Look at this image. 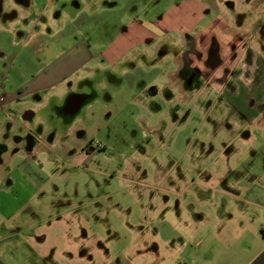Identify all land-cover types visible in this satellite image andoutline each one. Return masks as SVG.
Returning <instances> with one entry per match:
<instances>
[{
    "label": "rangeland",
    "instance_id": "obj_1",
    "mask_svg": "<svg viewBox=\"0 0 264 264\" xmlns=\"http://www.w3.org/2000/svg\"><path fill=\"white\" fill-rule=\"evenodd\" d=\"M177 1L140 0L133 10H129L131 6L122 8L128 17L154 19L167 14ZM120 2L0 0V41L6 45L2 33L17 36L24 31L19 37L22 42L38 22L36 28L44 26L52 36L40 59L67 54L81 41L99 51L119 33L120 12L110 15L107 11L112 5L120 8ZM217 3L218 15L231 22L223 25L220 18L219 29L224 33L218 31L216 44L211 45L212 37L207 35L202 39L208 52L215 49L220 56L219 63L207 61L205 67L221 68L229 75L243 62L250 64L255 81L240 91H221L222 85L217 89L223 76L205 82L203 90H194L195 83L190 91L178 89L175 77H169L171 84L165 86L166 77L157 81L158 95L145 98L136 90L141 87H131L129 80L123 84L120 78H105L102 71L93 78L94 107L90 113L89 105L85 107L74 125L57 109H64L65 97L58 105L53 100L40 105L35 99H26L35 115L28 121L18 110L10 109L6 119L10 122L0 139V264L9 260L15 248L19 250L20 245H13L20 237L21 247L26 243L33 255V250L57 251V240L64 236V230L54 225L58 221L84 226L91 239L110 238L107 234L112 231L113 238L123 237L130 244L139 235L143 240L138 241L145 247L154 239L157 195L164 193L163 187H173L179 178L205 181L212 176V181L219 182L224 169L237 168L251 151H264V0ZM136 7L138 14L134 13ZM75 17L77 25L72 26ZM7 23L16 26H3ZM173 37L176 40L180 34L175 32ZM170 50L164 64V69H170L166 76L177 71L175 58L185 55L177 44ZM89 90L86 86L82 91ZM242 106L247 115L239 109ZM82 131L87 134L80 139ZM51 137L55 140L49 143ZM170 196L172 199V193ZM171 211L166 208L165 215L171 217Z\"/></svg>",
    "mask_w": 264,
    "mask_h": 264
},
{
    "label": "crops",
    "instance_id": "obj_2",
    "mask_svg": "<svg viewBox=\"0 0 264 264\" xmlns=\"http://www.w3.org/2000/svg\"><path fill=\"white\" fill-rule=\"evenodd\" d=\"M139 1L121 0L120 8L113 5L108 8L110 15L120 12L119 33L98 48L99 51L81 41L76 42L73 51L67 54L40 59L46 51V40L50 41L52 37L44 26L36 28V22L22 42L19 37L24 31H18V37L9 31L2 33L6 36V45L0 41V116L4 118L0 119V139L10 122L6 119L10 118L11 108L18 110L24 121L35 116L27 107L25 100L28 98L35 99L40 105L45 100H53L58 105L63 97L67 98L64 109L63 106L57 109L63 111L65 118L71 119L74 125V119L85 107L89 105L88 113L94 107L97 97L93 78H98L97 74L102 71L105 78L110 76L114 81L120 78L123 84L124 80H129L131 87H141L136 90L145 98L158 95L160 85L157 81L163 82L166 77L165 86L171 84L169 77H175L178 89L190 91L195 83L198 87L194 90H203L205 82L223 76L217 89L222 85L221 91L230 90L231 94L254 80L256 75L248 63L243 62L229 75L221 68L205 67L209 58L214 63L220 61V56L217 54L214 58L201 41L207 35L212 37L211 45L219 42L218 31L221 35L224 31L219 29L218 23L223 22L218 15L220 5L217 2L226 3V0H179L167 14L154 19L142 15L128 17L122 6L126 9L131 6L129 10H133ZM227 4L231 6L230 2ZM138 12L136 7L134 13ZM75 19H71L70 25H77ZM222 20L223 25L231 22ZM0 23L3 24L1 20ZM3 26L16 25L7 23ZM175 32L180 34L176 40L173 39ZM189 42L192 50L187 59L175 58L177 71L166 76L170 69H164V64L172 52L170 47L177 44L186 51ZM27 48L29 50L25 52ZM195 54L200 55L199 58ZM77 85L81 87L77 88ZM86 86L90 90L82 91ZM239 109L247 115L243 106ZM254 119L251 114V120ZM86 134L82 131L80 139ZM246 137L247 140L251 138ZM34 138L37 137L34 135ZM53 140L55 138H49V143ZM221 176L219 182L212 181V176L205 181L179 178L174 180L173 187H163L164 193L157 195L159 210L155 217L154 239L145 247L140 243L143 239L137 238L139 235H135L130 244L125 243L123 237L113 238L112 231L107 234L110 238L95 236L91 239L84 226L80 228L76 223L69 225L58 221L54 225L64 230V236L57 240V251L33 250V255L32 250H27L26 243L24 248L21 247L20 237L13 245H20L19 250L15 248L14 254L3 264H264V151H251L237 168L229 166ZM163 181L166 184L167 180ZM194 187L198 189L194 190ZM191 189L192 193L188 194ZM165 193L169 194L166 196ZM168 207L172 209L171 217L165 215ZM18 233L14 231V234Z\"/></svg>",
    "mask_w": 264,
    "mask_h": 264
},
{
    "label": "flooded vegetation",
    "instance_id": "obj_3",
    "mask_svg": "<svg viewBox=\"0 0 264 264\" xmlns=\"http://www.w3.org/2000/svg\"><path fill=\"white\" fill-rule=\"evenodd\" d=\"M192 50V43H188V45H187V50L185 51V55H183V58H186L187 59V55L189 54V51H191ZM211 52H212V55H214V58L217 56V51L215 50V49H213V50H211ZM195 56H197L198 58H199V56L200 55H198V54H195ZM213 57V56H212ZM185 59V60H186ZM209 62H211L212 63V60H211V58H209V60H208ZM218 61V60H217ZM189 63V61L186 63V66H187V64ZM191 66V65H190ZM193 76H194V73H193ZM192 78V77H191ZM29 135V140H30V144H32V142H33V138H32V136L30 135V134H28ZM1 149H2V146L0 145V151H1ZM1 153V152H0ZM0 162H1V158H0Z\"/></svg>",
    "mask_w": 264,
    "mask_h": 264
}]
</instances>
